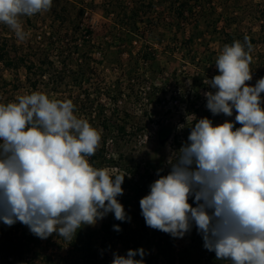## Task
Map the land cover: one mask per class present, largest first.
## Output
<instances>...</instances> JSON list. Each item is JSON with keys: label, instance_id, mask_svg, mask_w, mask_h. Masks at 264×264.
I'll return each mask as SVG.
<instances>
[{"label": "rangeland", "instance_id": "rangeland-1", "mask_svg": "<svg viewBox=\"0 0 264 264\" xmlns=\"http://www.w3.org/2000/svg\"><path fill=\"white\" fill-rule=\"evenodd\" d=\"M143 1L150 9L135 36L110 34L119 19L126 23L132 0H53L49 11L22 18L24 41L0 24V103L32 91L72 100L75 114L102 130L89 162L127 174L118 199L131 218L123 241L107 242L106 252L99 248L101 225L112 213L79 229L71 242L57 233L40 239L18 221H0V264H112L113 253L141 247L145 264H230L204 247L195 225L183 238L146 226L139 201L171 170L169 161L196 121H235V110L227 117L206 107L205 93L215 90L204 81L219 74L224 34L255 40L247 83L264 77V0H182L191 11L186 23L171 15L169 0ZM160 126L171 131L165 143L157 137ZM189 203L195 206L194 198Z\"/></svg>", "mask_w": 264, "mask_h": 264}, {"label": "clouds", "instance_id": "clouds-1", "mask_svg": "<svg viewBox=\"0 0 264 264\" xmlns=\"http://www.w3.org/2000/svg\"><path fill=\"white\" fill-rule=\"evenodd\" d=\"M52 3L0 0V24L24 41L22 18L45 13ZM252 50L247 36L225 44L215 61L219 74L204 81L215 90L205 93L207 109L227 117L235 110V121H196L169 161L171 170H158L139 201L146 226L183 238L195 225L204 247L230 264H264V77L247 83ZM101 139L102 130L78 117L70 99L32 91L0 103V221L69 242L109 213L129 222L118 199L127 174L89 162ZM145 255L142 247L113 253L112 264H145Z\"/></svg>", "mask_w": 264, "mask_h": 264}, {"label": "trees", "instance_id": "trees-1", "mask_svg": "<svg viewBox=\"0 0 264 264\" xmlns=\"http://www.w3.org/2000/svg\"><path fill=\"white\" fill-rule=\"evenodd\" d=\"M133 2H135V7H132V9L129 12V15H127V13L125 14L124 12V18H126V23H121V20H123L121 18V20L119 19L118 21H120V23L114 24L113 28L114 31L110 32V34H112V36L114 38H117V36H121L122 33L127 34V35H134L137 32V25L139 22V18L141 17H145L147 15V9H150V7L147 8L148 4L145 3L143 0H132ZM170 1V5H171V15H174L176 19L186 22H190V19H188V15L189 13H191V11H189V13L187 12V7L186 4L182 2V0L180 2H178L179 0H169ZM146 10V11H144ZM191 16V15H190ZM128 18V19H127ZM120 32L117 33V32ZM111 36V35H110ZM124 36V35H123ZM122 37V36H121ZM239 38L236 37L235 34H229L226 33L224 34V45L225 44H231L233 41L238 40ZM250 43L252 44V46L256 43L254 39L250 38ZM4 58L2 56H0V60H3ZM7 65H10L9 62H7ZM123 130V129H121ZM171 136V131L168 128H164V127H158L157 130V137L160 143H165ZM95 158V155H93L92 157H89V159H93ZM114 225H119L121 228V231L117 232L114 230L113 226ZM127 228V222H121V221H117L115 218L110 220L109 222H104L101 225V233H102V238H101V243L99 245V248H101V251L106 252L108 249L107 242L109 244V241L112 242H121L123 241V234L122 232H124Z\"/></svg>", "mask_w": 264, "mask_h": 264}]
</instances>
